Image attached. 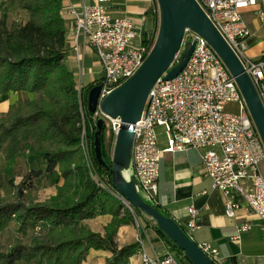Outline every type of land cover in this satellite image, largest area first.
Wrapping results in <instances>:
<instances>
[{
    "label": "built area",
    "instance_id": "built-area-1",
    "mask_svg": "<svg viewBox=\"0 0 264 264\" xmlns=\"http://www.w3.org/2000/svg\"><path fill=\"white\" fill-rule=\"evenodd\" d=\"M257 1L195 0L239 59L264 108V52L256 60L245 55L249 29L243 12L255 7ZM110 2L93 0L88 5H68L64 13L69 19L67 46L75 55L81 74L84 50L89 48L95 54L103 75L100 81L94 83V86H100V91L92 120L95 125L99 119L105 125L110 124L116 134L119 119L105 115L101 111V103L136 73L149 55L155 39L130 19L113 17L109 10ZM259 17L264 24V12H260ZM188 43H193L194 49L186 65L174 79L164 80ZM181 48L174 63L151 87L141 117L134 126L128 169L131 174L127 180L134 181L142 200L156 205L163 152L196 150L213 188L224 196L226 217L234 218L235 211L244 208L258 217L264 226V178L260 172V166L264 163V146L243 97L222 60L200 35L185 31ZM82 89L79 82V96ZM231 103L237 106V113L226 110ZM79 106L82 111L80 97ZM157 128L164 129L167 142L165 151L159 149ZM79 153L96 187L112 195L133 213L130 204L98 175L84 122L81 123ZM198 222L197 211L190 207L188 220L183 227L189 237L198 229ZM134 223L141 264H180L171 253H149L135 217ZM249 229L250 225L244 224L239 227V233L248 232ZM40 232L41 229L37 227L35 233ZM198 247L214 262L215 249L208 244Z\"/></svg>",
    "mask_w": 264,
    "mask_h": 264
},
{
    "label": "trees",
    "instance_id": "trees-1",
    "mask_svg": "<svg viewBox=\"0 0 264 264\" xmlns=\"http://www.w3.org/2000/svg\"><path fill=\"white\" fill-rule=\"evenodd\" d=\"M11 7L29 14L25 24L5 25ZM62 11V0H5L0 20V95L40 94L32 101L19 98L0 116V153L3 161L27 155L44 165V169L30 170L19 185L12 177L0 175V233L16 222L22 231L38 235L35 229L39 227L48 237L40 243L33 235L28 246L16 244L8 252H0V264H82L90 251L109 253L106 264H128L139 246L133 243L118 248L115 236L141 212L130 205L131 213L112 195L98 189L82 163L79 141L84 122L96 171L113 188L110 170L95 160L96 127L83 99L84 91L89 94L97 81L83 87L79 96L76 78L65 63L68 26ZM104 133L105 125L100 132V151L111 168ZM43 176L56 186L52 203L27 205L23 192H30L32 178L39 181ZM106 215L111 221L104 234L83 225L86 220Z\"/></svg>",
    "mask_w": 264,
    "mask_h": 264
},
{
    "label": "crops",
    "instance_id": "crops-1",
    "mask_svg": "<svg viewBox=\"0 0 264 264\" xmlns=\"http://www.w3.org/2000/svg\"><path fill=\"white\" fill-rule=\"evenodd\" d=\"M92 1L62 0V16L67 26L69 19L64 13L65 8L68 5H88ZM109 10L113 17L130 19L149 35L158 24L156 0H111ZM260 12H264V0H258L255 7L243 12L244 21L249 29L245 55L252 60L258 59L264 52V24L259 17ZM67 50L66 63L69 70L72 71L67 58L68 46ZM88 55L95 54L91 49L86 48L84 58ZM70 60L77 64L75 55L74 59L70 58ZM82 75L83 73L80 75V80ZM90 83L92 82L88 84ZM81 85L86 87L82 83ZM35 95L30 93L0 95V116L5 115L8 108L16 104L19 98L22 101H32L35 99ZM159 149L165 151L167 142L160 145ZM39 167H41V161L28 158L27 155L3 161L0 153V175L2 176L14 178L17 170L25 173ZM130 174L131 171L128 170V177ZM127 175L125 176L127 177ZM156 201L155 206L158 212L161 211L166 217L172 218L182 228L188 220V209L195 208L199 218V227L190 234V238L197 245L208 244L216 250L215 264H264V226L262 222L244 208L237 209L234 218L226 217L224 196L213 188L212 181L206 176L198 151L188 149L174 153L163 152L157 181ZM110 221L111 217L108 215L97 216L84 221L83 225L92 232L104 234V228ZM89 222H99L102 225L101 229L96 228L95 223ZM244 224L250 225L249 231L239 233V227ZM236 237L239 239L235 240ZM115 243L118 248L135 243L132 224L118 229ZM145 247L149 253L175 255L171 252L175 249L174 244L170 243L166 236H162L158 231L146 233ZM94 254L110 257L107 252L90 251L82 264H95L93 261L90 262ZM182 254L183 258H186L183 252ZM186 262L185 264H191L187 258ZM128 264H141L139 255L131 257Z\"/></svg>",
    "mask_w": 264,
    "mask_h": 264
},
{
    "label": "water",
    "instance_id": "water-1",
    "mask_svg": "<svg viewBox=\"0 0 264 264\" xmlns=\"http://www.w3.org/2000/svg\"><path fill=\"white\" fill-rule=\"evenodd\" d=\"M158 11V33L154 45L136 73L113 90L101 103V111L112 119H119L112 154V166L102 160L100 132L105 123L99 119L93 137L94 157L97 164L109 169L114 190L133 208L152 219L160 230L191 264H215L207 257L170 217L160 214L148 205L137 193L134 181H128L124 172L129 169L134 126L139 121L148 93L153 84L174 63L182 45L184 32L193 31L211 46L229 71L243 97L251 121L264 146V108L250 77L239 59L222 39L195 0H156ZM194 49L188 43L176 65L171 67L164 80L174 79L184 68ZM100 86L93 87L87 99V110L94 114Z\"/></svg>",
    "mask_w": 264,
    "mask_h": 264
},
{
    "label": "rangeland",
    "instance_id": "rangeland-1",
    "mask_svg": "<svg viewBox=\"0 0 264 264\" xmlns=\"http://www.w3.org/2000/svg\"><path fill=\"white\" fill-rule=\"evenodd\" d=\"M4 8H5V0H0V20L2 18ZM28 18H29V14L26 11L20 10L16 7H11L6 12L5 25L8 28L13 23L23 25L27 22ZM157 33H158V24H157V27L153 30V32H150V37L156 39ZM180 50H182V48ZM67 58L69 60L68 62L70 63L69 66H70V69L72 70L71 72L75 74L78 84L80 82L83 85L87 86L89 82H95V81L101 80L103 75L100 70V66L97 63L98 60L95 55H88L84 58V63L82 66L83 75L81 77V80H80L81 70L74 61L70 60V58L74 59V54L70 50L68 52ZM66 61L67 59L65 58V63ZM78 84H77V88H78ZM39 97H40V94H36L34 100L39 99ZM83 99H84L85 107H87V99H88L87 90H85L83 93ZM226 110L230 113L238 112L237 106L233 103L229 104L226 107ZM92 122L94 123L93 120ZM156 135H157L159 146L162 144H166V136H165L163 128H157ZM104 142H105V148H106L108 157L110 160H112V154H113L114 143H115V132L112 126L108 123L105 125ZM39 168L44 169V165H41V167ZM260 172L264 178V163H262L260 166ZM28 173L29 172L22 173L21 170H17L16 177L13 178L15 181V184L19 185L23 181L25 176L28 175ZM30 183L32 184V188L30 192L28 193H26L25 191L23 192L24 201L27 205L28 204H38V203L39 204H51L52 203V200L56 195V186L51 185L50 180L47 179V177L43 176L39 181L34 180L32 178ZM59 185H61V183H59ZM147 204L153 205L151 202H148V201H147ZM135 219L140 226V230L142 231V235L144 236V239L146 237V233H152V232L158 231L156 223L152 219L147 217L146 215L141 213V215L136 216ZM89 223H95L96 224L95 227L98 229H101L102 225L99 222H89ZM131 224L133 227V239L135 240V243H136L137 229H136L134 220ZM33 235L35 234H33L32 232H25V231L20 230L18 223L16 222L10 223L8 228L0 233V252L6 253L16 244L28 246L32 237H34ZM35 237L38 239L40 243L45 242L48 239L46 233L43 232V230L42 232H40V234L35 235ZM168 241L172 243L169 239ZM171 252L175 254L174 256L180 264L187 263L186 258H183L182 252L177 247H175V249H173ZM106 259H107L106 257L94 254L93 259L90 262L92 263L93 261L95 264H106ZM20 264H34V262L22 261Z\"/></svg>",
    "mask_w": 264,
    "mask_h": 264
},
{
    "label": "bare ground",
    "instance_id": "bare-ground-1",
    "mask_svg": "<svg viewBox=\"0 0 264 264\" xmlns=\"http://www.w3.org/2000/svg\"><path fill=\"white\" fill-rule=\"evenodd\" d=\"M125 175H127V172H124V177L127 179L128 178V175H127V177Z\"/></svg>",
    "mask_w": 264,
    "mask_h": 264
}]
</instances>
